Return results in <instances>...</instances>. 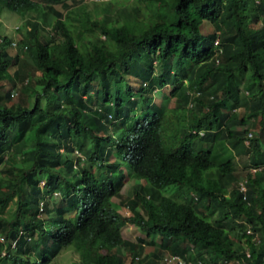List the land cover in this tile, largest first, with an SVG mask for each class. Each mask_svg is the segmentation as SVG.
Masks as SVG:
<instances>
[{
    "label": "trees",
    "instance_id": "1",
    "mask_svg": "<svg viewBox=\"0 0 264 264\" xmlns=\"http://www.w3.org/2000/svg\"><path fill=\"white\" fill-rule=\"evenodd\" d=\"M50 2L0 0L25 20L24 50L0 33V91L22 81L18 103L0 92V264H50L70 245L88 251L71 264H264V0H70L55 20ZM134 60L158 84L134 86ZM164 87L174 108L139 114ZM98 98L129 114L112 120ZM228 139L248 142L242 182ZM22 140L35 151L20 158ZM122 166L138 180L127 194ZM129 222L160 237L149 257Z\"/></svg>",
    "mask_w": 264,
    "mask_h": 264
},
{
    "label": "rangeland",
    "instance_id": "2",
    "mask_svg": "<svg viewBox=\"0 0 264 264\" xmlns=\"http://www.w3.org/2000/svg\"><path fill=\"white\" fill-rule=\"evenodd\" d=\"M69 2L70 0H51V2L48 4V7L50 9L51 15L54 16L53 20H55L65 11ZM116 11L117 12L124 11V7L117 8ZM24 21H25L24 18L18 13L10 12L8 10H2V12L0 13V24H1L0 33L10 35L13 41L16 42V45L14 44L11 45L10 52L12 53L18 50L20 51L24 47V45L20 43L21 33L24 32ZM18 26L19 28H17ZM16 71H17L16 69L14 68L12 69L13 74H16ZM128 75H130V82L134 86L139 84V81H140L139 79L147 80L148 78L152 76H154V78L156 79V83L158 84V80L156 78L158 74L151 71L150 68L143 67V65L137 60L129 62ZM133 76L137 77L138 80H136ZM21 84H22V81L19 80L17 87H19ZM17 87L14 88V91L16 92L18 90ZM167 88L164 87L162 89L157 90L156 94L159 93L160 95L159 98H155L154 100H146V102L143 103L144 106L140 110H138V113L141 114L143 112H146L147 114H151L152 110L162 112V107L165 111L174 108L175 101L168 94V92H166V90H168ZM9 89L13 90V87L11 88L10 85H6L5 87L1 88V91H0L1 95L9 96L11 99L10 103H18L20 101V98L16 96V93L14 91H11ZM7 91L9 92L7 93ZM18 91L19 92L17 94L19 95L20 92L22 91L21 90H18ZM206 91L207 90H205L204 92ZM25 94H26V104L29 106H32L34 103V96L32 95V92L30 91L28 94L27 93ZM87 99L89 101L94 100L93 96L91 95H88ZM95 105L98 107L106 106V107H109L110 109H113L114 111L112 112V115L109 117H111L112 120H116L119 123L123 122L124 117L127 114H129V111H130L128 108L115 109L114 107H112V102L105 103L104 101H101L100 98L95 99ZM233 105H234V108L237 109L235 103H233ZM185 112H187V110ZM168 113L170 114V112ZM237 114H238V109L236 111L233 110L232 115L228 119V123L232 128L238 126L236 122L237 119H234L235 115ZM251 121L252 119L249 120L250 123ZM169 122L175 125L173 120L170 119ZM22 126L23 127L27 126V128H29V121L22 122ZM249 126H250V129L254 133L258 132L261 128L260 124H258V121L256 123V126H251L250 124ZM165 132L167 134V140H169L173 138L175 129L173 126L169 125L168 127L165 128ZM165 142H168V141L165 140ZM23 143H24V140L20 141L16 145L17 154L20 158L23 156L25 148L29 149L30 154H33L35 151V148H27ZM247 143L248 142L245 140H239L238 142H236L230 139H228L227 142L225 141L223 143H219V147L221 149L225 147L227 148V150L231 151V156L233 157L235 161V172L237 173L241 182L245 180L247 172L250 170L248 168V160H247L248 155L246 152V146L248 145ZM33 144L34 143L32 142L31 145ZM111 149L113 150L112 152L113 158L116 152H117L116 154H119V156L122 157V148L118 149L117 151V149H115V146H112ZM113 158H111V160ZM119 172H121V174H124L123 180H122V183L124 184L122 191H124L126 194L130 193L131 190L135 187V184L138 183V180L132 177L131 172L127 170L125 166H122L121 171ZM172 190L173 188L169 187L167 189V194H170ZM9 191H11V187L6 185L0 188V195L7 194ZM113 202L115 206H117L123 214L131 213L128 207H125L121 204L119 197H115ZM66 215L69 218L73 219L74 210L72 209V210L67 211ZM257 233L258 235L259 234L261 235L262 232L259 229H257ZM123 235L131 240H137L139 238H147L148 241L145 242V245H144V250L146 253L145 257H149L153 253L154 248L160 245V241H161L160 237L156 233L149 236V234L143 231L138 225L134 223H130V222L127 223L123 227ZM235 238L236 240H238L237 236H235ZM34 243L35 242L33 239L30 240V246H33ZM193 252H195V250ZM87 255H88V251L85 247L78 248L77 246L70 245L67 248L61 249V252L51 260L50 264H71L76 261H84ZM173 257H176V256H173ZM186 262L187 264H201L202 263V261H200L197 257H195L194 253L187 254ZM211 262H212L211 258L205 257L202 264H211Z\"/></svg>",
    "mask_w": 264,
    "mask_h": 264
},
{
    "label": "built area",
    "instance_id": "3",
    "mask_svg": "<svg viewBox=\"0 0 264 264\" xmlns=\"http://www.w3.org/2000/svg\"><path fill=\"white\" fill-rule=\"evenodd\" d=\"M12 44L16 45V42L13 41ZM242 188L245 190V186H243ZM3 240H4L3 237L0 235V241H3ZM173 256H176V257H173ZM173 256H172V257H173L174 259H178L181 263H183V264H187L185 260L182 261L183 259L181 258V256H179V255H173ZM172 257L170 258V260L173 259Z\"/></svg>",
    "mask_w": 264,
    "mask_h": 264
},
{
    "label": "clouds",
    "instance_id": "4",
    "mask_svg": "<svg viewBox=\"0 0 264 264\" xmlns=\"http://www.w3.org/2000/svg\"><path fill=\"white\" fill-rule=\"evenodd\" d=\"M13 43V42H12Z\"/></svg>",
    "mask_w": 264,
    "mask_h": 264
}]
</instances>
